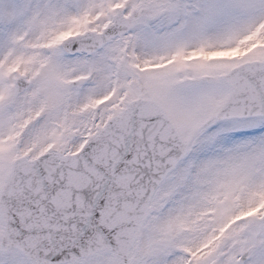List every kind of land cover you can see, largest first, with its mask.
<instances>
[{"label":"snow or ice","instance_id":"obj_1","mask_svg":"<svg viewBox=\"0 0 264 264\" xmlns=\"http://www.w3.org/2000/svg\"><path fill=\"white\" fill-rule=\"evenodd\" d=\"M0 264H264V0H0Z\"/></svg>","mask_w":264,"mask_h":264}]
</instances>
